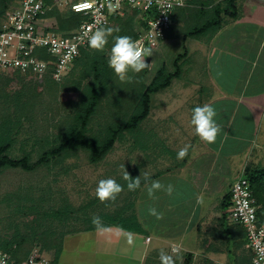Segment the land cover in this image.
Here are the masks:
<instances>
[{"label": "rangeland", "instance_id": "obj_1", "mask_svg": "<svg viewBox=\"0 0 264 264\" xmlns=\"http://www.w3.org/2000/svg\"><path fill=\"white\" fill-rule=\"evenodd\" d=\"M190 6L192 9H196L199 5ZM187 16H181L174 22L167 37L159 42L151 50L152 55L146 58L148 66L142 75L144 84H148L159 69L165 70L166 73H174L177 66L181 67L180 76L172 79L169 88L151 95L152 107L157 109V113L154 111L156 115L160 113L158 110L160 97L166 96L163 95L164 92L169 90L168 92L174 93L176 96L177 93L181 94L182 92L183 97L186 98L187 94L191 98L190 92L193 89L191 80L208 83L214 78L217 66L214 54L210 51V57L207 58L205 64L202 51L197 54L191 53V47L196 44L194 41L196 38L185 37L184 32L185 28L192 25L195 20L191 16ZM128 17L127 10L116 15L114 19L117 20L113 19L110 22L112 30L118 27V22L127 21ZM116 35L119 36L118 33ZM200 37L207 38L205 35ZM203 44L200 46L202 47ZM184 53L185 55L175 64L176 56ZM71 67L61 86H51L44 78L41 80L35 77L28 78L25 74H21L24 77L19 80L12 72L0 70V124L7 119L12 121V126L20 123L15 139L7 150L10 157L20 158L23 155H28L30 163L37 162L42 153L51 148L56 133L66 127V123L70 121L74 113L72 101L77 99L75 91L77 81H82V85H84L92 80L90 75L81 79V74L87 72L89 63L87 67H83V63ZM141 73L142 71L139 73L130 72L126 79L121 81L111 69L107 85L109 92L102 99L100 108L90 123L93 132L100 131L108 122L116 120L115 115L121 116L126 110L130 111L127 109V95L137 87ZM94 83L96 84L95 81ZM20 87H23L22 91L29 92L21 97L22 101L28 99L29 102V106H25L21 114L17 110L15 102L12 101L14 91L19 90ZM119 94L124 98L122 107H115V97ZM178 102L179 99L174 100L173 104L169 106L173 113V118L171 117L173 121H166V119L163 122L151 121L147 117L136 130L125 131L114 143L109 153L97 163H91L88 153L83 149H78L58 155L57 161H54L55 157H52L47 164L41 163L30 171L21 168H2L0 170V238L5 234H12L15 230L28 233L33 227V223H36V228L39 231L47 230L53 232L56 237L62 238L63 250L59 264H133L132 259L140 255V242L144 239L145 233H151L153 236L151 244H148L152 246L156 242L155 237L158 234L169 236L175 228L182 229L184 223L188 221V214L193 209V214L198 211L195 210L197 208H193L198 201L177 200L176 198L179 197L177 194H172L170 201H161V198L152 199V195L155 193L152 185L147 186L143 191H141L142 185L134 191H130L128 187H122V191L115 200L105 202H101L96 196L97 184L102 179L111 178L122 185L126 180L127 172L131 178L136 176L143 180L149 173L147 168L150 167L149 157L151 154L160 152L165 146H171L173 142L171 139L180 140L181 145H193L190 150L188 148L189 152L182 159L183 166L196 162V160L201 162L200 159L198 160V156L194 158L196 149L193 147L203 145L198 146L202 148L205 147V144L199 137L190 135L191 132L193 133V130H190L192 128L190 125L191 112L187 108L191 104L184 106L178 105ZM115 108L117 109L113 116ZM158 118H160L159 115ZM178 122L181 127H173V123ZM166 124L167 129H165ZM165 130H168L167 133L171 137L162 141L161 136ZM146 132L147 135H145ZM155 134H158V137H155ZM150 151L151 153H149ZM169 156L166 155L163 159L166 160ZM173 158L176 162L180 161L177 159V155ZM236 162H240L239 159ZM146 164L145 170L144 165L146 166ZM155 165L157 164L155 163ZM234 177V174L228 175L227 181H232ZM149 189H151V194ZM222 195L223 193L217 194L218 197ZM216 205L214 207L218 209ZM153 209L155 214H153ZM209 210H213L212 207ZM137 214L140 222L137 220L138 218L136 219ZM217 214L215 209L211 217H217L213 221L212 218L210 221L206 220L209 224H214L210 228L220 232L223 226L236 227L232 225L234 222L230 221L228 217L229 225L223 224L221 213ZM113 217L129 218L125 224H128L127 226H130L131 230L132 225L134 227L137 225L136 230L139 233L128 232L117 225L102 228V224ZM94 218H99V227L93 222ZM207 225L206 223L202 226L206 228ZM190 228L193 229L192 226ZM191 234L192 232L189 233V235ZM196 236L199 238L201 235L198 236L194 232L193 238ZM227 240L228 237L224 234L217 242L216 246L220 251L215 255V259H208L201 251L191 252L190 248L193 249V246H190L188 249L181 250L178 256L177 254L171 255L173 262L174 264H234L232 258L227 254ZM188 243L193 245L195 240L190 239ZM34 249H38V247ZM161 251L168 255L172 253L166 247ZM161 251L159 249L156 252L159 255ZM242 252L243 249L241 254ZM157 254L154 256H158ZM46 258L49 263L50 255L47 254ZM157 264H161V261H158Z\"/></svg>", "mask_w": 264, "mask_h": 264}, {"label": "crops", "instance_id": "obj_2", "mask_svg": "<svg viewBox=\"0 0 264 264\" xmlns=\"http://www.w3.org/2000/svg\"><path fill=\"white\" fill-rule=\"evenodd\" d=\"M237 6L238 15L236 18H226L221 28L207 38L195 37L196 44L191 47L193 54L202 51L205 64L207 58L210 57V51L214 54L217 60L214 78L208 83L191 80L193 86L190 92L191 98L187 94L186 98L183 97L182 92L181 94L177 93V96L168 92L169 90L164 92L163 95L166 96L159 99L158 110L160 113L158 115L160 118L158 119V115L154 114V111L157 113V109L152 107V101L150 103L147 117L151 121L159 120L161 122L164 119L173 121V113L169 106L173 104L174 100L179 99L178 105L189 106L191 104L187 108L189 112L198 105H212L217 112L215 119L219 126V132L214 143L209 144L200 139L205 147H198L203 145L193 147L196 149L194 158L198 156V160L200 159L201 162L196 160V162L183 166L182 159L174 161L173 157L179 150L185 145H189H181L178 139H171L173 141L171 146H165L162 150L159 149L160 152L151 154L149 157L150 167L147 168L149 173L143 179L141 191L146 190L147 186L153 185L154 182H159L161 187L153 188L155 193L152 195V199L161 198V201H170L172 194H177L179 195L177 200L198 201L197 205L193 206L198 211L193 214V209L188 214L189 222H185L182 229L175 228L169 236L158 234L155 237L156 242L152 246L149 245L153 236L151 233H145L144 239L140 242V255L134 259L131 258L133 264H157L161 260L160 252L158 255L156 251L159 249L161 251L165 247L169 249V252H172V248H179L181 251L193 246V249L190 248L191 252L201 251L208 259H215V255L218 253L215 251L216 244L210 241L212 247L207 251L202 242L204 234H210L215 230L210 228L214 224L211 225L206 220H211L215 209L218 214L221 213L220 205L226 196L230 197L231 185L237 178L245 175L247 170L264 168V0H237ZM202 43L204 44L201 47ZM171 84L166 88H169ZM173 127L181 126L178 122L173 123ZM165 129H167V124ZM190 130H193L191 136L198 137L193 128ZM167 132L168 130H165L161 136L162 141L170 139L171 135L169 137ZM155 137H158V134H155ZM171 140L168 142L170 143ZM192 146L189 145V150ZM150 149L152 150V148ZM199 149L201 150L199 151ZM163 155L170 156L165 160ZM238 159L240 162H236ZM146 162L148 164L147 160ZM147 164L144 165L145 170ZM233 174L235 175L234 179L227 181L228 175L232 176ZM133 178L135 179L136 176ZM169 187H171V192L168 191ZM220 193L223 195L218 197L217 194ZM217 202L219 204L216 205ZM215 205L218 206V209L214 207ZM210 207L213 210L210 211ZM216 217L214 216L212 221ZM193 218L194 220H192ZM137 220L140 222L139 218ZM206 223L208 225L204 228L205 226L202 225H206ZM128 232L139 233L137 230ZM190 232H192L191 235H189ZM194 232L201 236L193 238ZM147 237L149 238L148 242L146 241ZM190 239L195 240L193 245H189ZM154 254L158 256H154ZM170 255L174 256L175 253L172 252Z\"/></svg>", "mask_w": 264, "mask_h": 264}, {"label": "trees", "instance_id": "obj_3", "mask_svg": "<svg viewBox=\"0 0 264 264\" xmlns=\"http://www.w3.org/2000/svg\"><path fill=\"white\" fill-rule=\"evenodd\" d=\"M14 2L15 0H0V15L12 6ZM44 4L47 7L52 6L53 0H44ZM194 4H198L199 6H197L196 9H192L190 5ZM190 5L174 10L171 16V27L166 37L171 31L174 22L178 18H181V16L188 15L195 20L192 25L185 28L184 36L198 38L202 35L207 37L213 35L221 28L226 18H236L238 14L237 0H191ZM127 12L129 13L128 20L117 23L118 27L113 29L104 51L100 52L92 48L81 50L80 56L73 62L72 67L79 63H83V67H87L89 63V68L87 72L81 74V79L85 78L86 75H90L92 80L86 82L84 85H82V81H77L75 86L77 99L72 101L74 113L70 121L66 123V127L56 133L51 148L44 151L37 162L30 163V157L28 155H23L20 158H12L7 154V150L11 147L15 139L20 123L18 122L16 125L12 126V121L7 119L0 124V170L5 167H10L30 171L41 163L47 164L52 157H55L54 161H57L58 155L60 156L63 153L73 152L78 149H83L88 153V159L91 163L99 162L109 153L114 143L125 131L132 132L136 130L140 123L147 117L150 110L151 95L163 90L171 83L173 78L180 76V66H177L174 73H166L165 70L159 69L153 79L148 84H144V82H142V75L145 70H143L138 79L137 87L132 89V91H130L131 93L128 91L127 109L130 111L126 110L121 116H116L115 113L117 108H115V110H113V116L115 115L116 120L108 122L100 131H92L90 123L98 112L102 99H104L109 92V87L107 85L110 80L111 69L108 67L107 58L113 43V37L118 36L116 35V33H118L119 36H128L132 38V40H135L145 29V24L137 10L129 8ZM41 17L47 19V21H51L48 22L50 26L48 28L49 30L64 36L69 35L70 31L75 29L82 20V15L80 13L69 10H59L56 7L45 10L43 14H41ZM115 17L116 15H113L111 20ZM103 28L112 29L110 23ZM183 55H185V53L176 56L175 64H177V60L182 58ZM8 71L16 75L19 80L24 77L21 74H25L28 78L34 77L31 73H21L18 70ZM44 79H46L51 86H61L64 84L63 82L66 78L61 82H55L47 74L44 76ZM22 88L20 87L19 90L14 91V98L12 99L20 114L25 106H29L28 99L27 101H22L21 99V97L25 96L24 94H29V92L22 91ZM123 99V96L120 94L116 96L114 106L122 107ZM244 176L250 183L255 203L258 205V218L262 219L264 217V168L247 170ZM131 179L134 178L130 177L126 179L122 187L127 188ZM143 182L144 180H140V185H142ZM229 206L230 197L226 196L225 200L220 205V211L222 223L227 225H229L227 220ZM128 219L129 218L113 217L110 218L108 222H104L105 224H102V226L117 225L126 231L136 230L137 225L136 227L132 225L133 228L131 230V227L125 224L128 222L126 221ZM232 225L236 227L231 228L229 226H223L220 232L214 230L210 234H204L202 238L204 248L207 251L210 250L212 247L210 241L217 244L222 236L226 234L228 237L226 241L227 254L232 258L234 264H251L252 253L246 246L245 229L238 223H232ZM207 237H209V239H207ZM35 247H38L40 252H45L50 255L49 264H59V259L63 250L62 238L56 237L53 232L51 233L47 230L39 231L36 228V223H33V227L30 228L28 233L15 230L12 234H5L0 238V250L10 254L17 264L26 259ZM242 249L243 252L241 254ZM215 251L218 252L220 249L216 247ZM237 252H239V254H236Z\"/></svg>", "mask_w": 264, "mask_h": 264}, {"label": "built area", "instance_id": "obj_4", "mask_svg": "<svg viewBox=\"0 0 264 264\" xmlns=\"http://www.w3.org/2000/svg\"><path fill=\"white\" fill-rule=\"evenodd\" d=\"M190 1L90 0L91 8L76 11L75 6L83 5L85 0H53L48 7L44 0H15L0 15V70L31 73L40 80L48 74L55 82H61L81 50L90 49L91 34L108 25L113 15L129 8L137 10L145 24L144 32L134 41L140 48L152 50L165 39L174 10L189 6ZM52 7L80 13V24L66 36L49 30L51 21L41 14ZM257 211L249 181L244 176L237 178L230 188L228 218L245 229L246 246L252 253L251 264H264V217L259 219ZM45 254L33 249L18 264H49ZM0 264L17 263L10 254L0 250Z\"/></svg>", "mask_w": 264, "mask_h": 264}, {"label": "clouds", "instance_id": "obj_5", "mask_svg": "<svg viewBox=\"0 0 264 264\" xmlns=\"http://www.w3.org/2000/svg\"><path fill=\"white\" fill-rule=\"evenodd\" d=\"M92 4L90 0H85L83 5L75 6L76 11H84L91 8ZM113 30L107 28H101L96 30L88 39V46L96 51H104L108 44L109 36H111ZM152 55L150 49H142L138 44L128 36H115L113 37V43L108 53L107 64L115 75L124 81L130 72L139 73L143 71L148 62L146 58ZM217 112L216 109L209 104L202 106H195L191 111L190 125L194 129L195 134L203 141L212 144L216 141L217 134L219 132V126L216 122ZM189 146L181 148L177 153V159H183L188 153ZM130 176L126 172L125 179H129ZM130 191L140 187V179L136 177L131 179L127 185ZM159 182H154L152 188H160ZM122 191V185H120L114 179H102L98 182L96 188V196L101 202L115 200L118 194ZM151 194V189H149ZM171 192V187L168 189ZM153 214L155 210L153 209ZM93 222L99 227V218H94ZM172 252L179 254V248H173ZM161 264H174L173 257L166 254L164 251L160 252Z\"/></svg>", "mask_w": 264, "mask_h": 264}]
</instances>
